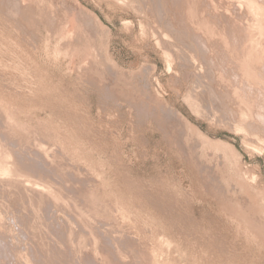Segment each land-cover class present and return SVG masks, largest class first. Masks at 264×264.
Instances as JSON below:
<instances>
[{"label": "rangeland", "instance_id": "1", "mask_svg": "<svg viewBox=\"0 0 264 264\" xmlns=\"http://www.w3.org/2000/svg\"><path fill=\"white\" fill-rule=\"evenodd\" d=\"M261 10L0 0V264H264Z\"/></svg>", "mask_w": 264, "mask_h": 264}, {"label": "bare ground", "instance_id": "2", "mask_svg": "<svg viewBox=\"0 0 264 264\" xmlns=\"http://www.w3.org/2000/svg\"><path fill=\"white\" fill-rule=\"evenodd\" d=\"M202 1V0H201ZM214 1V0H213ZM200 2V1H199ZM206 2V1H205ZM216 2V1H215ZM162 3V2H161ZM205 4V3H204ZM219 4V3H218ZM163 5V4H162ZM214 5V4H213ZM217 5V4H216ZM242 5V4H241ZM232 6V5H231ZM201 7V6H200ZM219 7V6H218ZM260 9V8H259ZM151 10H152V8H151ZM161 10V9H160ZM63 11V10H62ZM200 11V10H199ZM209 11V10H208ZM222 11V10H221ZM258 11V10H257ZM261 11H264V10H261ZM58 12V11H57ZM57 12L55 13V14H57ZM152 12V11H151ZM205 12V11H204ZM247 12V11H246ZM258 12H260V11H258ZM59 13V12H58ZM174 13V12H173ZM190 13V12H189ZM201 13V12H200ZM207 13V12H206ZM90 14V13H89ZM186 14V13H185ZM204 14V13H203ZM210 14V13H209ZM208 14V15H209ZM260 14H262V12L260 13ZM264 14V13H263ZM54 15V14H53ZM53 15H52V17H53ZM57 15H59V14H57ZM67 15V14H66ZM243 15V14H242ZM249 15V14H248ZM56 16V15H55ZM55 16H54V18H55ZM247 16V15H246ZM261 16V15H260ZM56 17H58V16H56ZM67 17V16H66ZM72 17V16H71ZM74 17V16H73ZM233 17V16H232ZM193 18V17H192ZM196 18H197V16H196ZM218 18V17H217ZM51 19V18H50ZM202 19V18H201ZM53 20V19H52ZM57 20V19H56ZM206 20V19H205ZM257 20V19H256ZM264 20V19H263ZM262 20V21H263ZM54 21V20H53ZM203 21V20H202ZM198 23V22H197ZM251 23V22H250ZM24 24V23H23ZM84 24V23H83ZM95 24V23H94ZM203 24H204V22H203ZM207 24V23H206ZM199 24H197V26H198ZM201 25V24H200ZM199 25V26H200ZM215 25H217V24H215ZM222 25H223V23H222ZM255 25V24H254ZM24 26V25H23ZM206 26V25H205ZM201 27V26H200ZM208 27V26H207ZM206 27V28H207ZM210 27H212V26H210ZM250 27V26H249ZM35 28V27H34ZM201 29H203V28H201ZM186 30V29H185ZM210 30H211V28H210ZM209 30V27H208V31H210ZM215 30V29H214ZM198 31V30H197ZM206 31V30H205ZM250 31V30H249ZM192 32V31H191ZM213 32V31H212ZM251 32V31H250ZM210 34V33H209ZM205 35V34H204ZM212 35H214V34H212ZM255 35V34H254ZM195 36V35H194ZM215 36V35H214ZM213 36V37H214ZM222 36V35H221ZM226 36V35H225ZM232 36V35H231ZM260 36V35H259ZM218 37V36H217ZM264 37V36H263ZM212 39H214V38H212ZM73 40V39H72ZM203 39H201V41H202ZM165 41V40H164ZM215 41V40H214ZM264 41V40H263ZM172 42V41H171ZM199 42V41H198ZM202 42H204V41H202ZM196 43V42H195ZM205 43V42H204ZM245 43V42H244ZM264 43V42H263ZM165 44V43H164ZM186 44V43H185ZM203 44V43H202ZM220 44V43H219ZM176 45V44H175ZM170 46V45H169ZM173 46V45H172ZM215 46V45H214ZM220 46V45H219ZM244 46V45H243ZM255 46V45H254ZM208 47V46H207ZM206 47V48H207ZM247 47V46H246ZM252 47V46H251ZM196 48V47H195ZM229 47H227V49H228ZM216 49V48H215ZM260 49V48H259ZM238 51V50H237ZM236 51V52H237ZM216 52V51H215ZM234 52V51H233ZM182 53V52H181ZM205 53V52H204ZM174 55H175V53H174ZM221 56V55H220ZM239 56V55H238ZM213 57V56H212ZM229 60V59H228ZM238 60V59H237ZM244 60V59H243ZM239 61V60H238ZM242 61V60H241ZM229 62V61H228ZM223 64V63H222ZM230 65H232V64H230ZM245 65V64H244ZM248 65V64H247ZM264 65V64H263ZM242 66V65H241ZM247 67V66H246ZM223 69V68H222ZM241 69V68H240ZM237 70V69H236ZM259 70V69H258ZM7 71V70H6ZM9 71V70H8ZM11 72V71H10ZM242 72V71H241ZM261 72V71H260ZM9 73V72H8ZM240 73V72H239ZM96 76H98V75H96ZM229 76V75H228ZM231 76V75H230ZM224 77V76H223ZM239 77V76H238ZM243 77V76H242ZM104 78V77H103ZM225 78V77H224ZM252 79V78H251ZM261 80V79H260ZM260 80H258V81H260ZM174 82V81H173ZM187 83V82H186ZM201 84V83H200ZM226 84V83H225ZM231 84V83H230ZM238 85V84H237ZM244 85V84H243ZM254 85V84H253ZM261 85V84H260ZM248 86V85H247ZM251 86V85H250ZM196 87V86H195ZM194 87V88H195ZM200 87V86H199ZM259 87V86H258ZM262 88V87H261ZM205 89V88H204ZM230 89H232V88H230ZM190 90V89H189ZM246 93V92H245ZM189 94V93H188ZM240 95V94H239ZM243 95V94H242ZM217 96V95H216ZM195 97V96H194ZM242 97V96H241ZM260 97V96H259ZM194 98H192V100H193ZM255 99V98H254ZM189 100V99H188ZM213 100V99H212ZM256 100V99H255ZM254 100V101H255ZM263 101V100H262ZM253 103V102H252ZM198 104V103H197ZM211 104V103H210ZM214 106H216V104H214ZM240 106H241V104H240ZM197 107V106H196ZM208 106H206V108H207ZM210 107V106H209ZM223 108V107H222ZM257 108V107H256ZM259 108V107H258ZM201 109V108H200ZM231 109V108H230ZM245 109V108H244ZM263 109V108H262ZM206 112V111H205ZM212 112V111H211ZM215 112V111H214ZM234 112V111H233ZM239 112H241V111H239ZM173 112L171 111V113L170 114H172ZM175 113V112H174ZM173 113V115H175V116H177L176 114H174ZM229 113V112H228ZM242 113V112H241ZM248 113V112H247ZM259 113V112H258ZM178 114V113H177ZM217 114V113H216ZM234 114V113H233ZM239 113H237V115H238ZM244 114V113H243ZM179 115V114H178ZM212 115H214V114H212ZM241 115V114H240ZM172 116V115H171ZM180 116V115H179ZM181 117V116H180ZM211 117V116H210ZM251 117V116H250ZM253 117V116H252ZM240 118V117H239ZM241 119V118H240ZM230 120V119H229ZM238 120V119H237ZM234 121V120H233ZM250 121H252L251 119H250ZM235 122V121H234ZM249 122V121H248ZM185 123V122H184ZM230 123V122H229ZM232 123V122H231ZM239 124H241V123H239ZM243 124V123H242ZM246 124H247V122H246ZM251 124V123H250ZM254 124V123H253ZM255 125V124H254ZM263 125V124H262ZM261 125V126H262ZM186 126V125H185ZM249 126V125H248ZM246 127V126H245ZM243 128V127H242ZM255 128V127H254ZM261 130V129H260ZM252 131V130H251ZM258 131V130H257ZM253 132V131H252ZM254 132H255V130H254ZM261 132V131H260ZM11 135V134H10ZM258 135V134H257ZM254 136V135H253ZM186 138V137H185ZM259 138V137H258ZM100 139V138H99ZM173 139V138H172ZM262 139V138H261ZM10 140V139H9ZM17 141V140H16ZM261 142V141H260ZM18 143V142H17ZM38 143V142H37ZM178 143V142H177ZM194 145V144H193ZM17 146V145H16ZM38 146V145H37ZM195 146V145H194ZM203 146V145H202ZM12 147V146H11ZM40 153H41V151H40ZM43 153V152H42ZM38 155V154H37ZM44 156V155H43ZM37 159V158H36ZM43 159V158H42ZM36 161V160H35ZM51 164V163H50ZM44 166H45V164H43ZM11 167V166H10ZM30 167V166H29ZM31 168V167H30ZM38 168V167H37ZM48 168V167H47ZM61 168V167H60ZM51 169V168H50ZM54 169V168H53ZM64 169V168H63ZM67 170V169H66ZM72 172V171H71ZM41 174V173H40ZM44 175V174H43ZM47 175V174H46ZM48 176V175H47ZM232 176V175H231ZM63 177H66V176H63ZM236 177V176H235ZM238 177V176H237ZM49 179V178H48ZM239 181V180H238ZM4 182V181H3ZM23 182V181H22ZM30 183V182H29ZM243 183V182H242ZM1 184V183H0ZM218 185H220V184H218ZM13 186V185H12ZM239 187V186H238ZM23 189V188H22ZM33 189V188H32ZM15 190V189H14ZM20 190V189H19ZM41 190V189H40ZM40 193V192H39ZM90 193V192H89ZM44 194V193H43ZM47 194V193H46ZM57 194V193H56ZM88 194V193H87ZM37 195H38V193H37ZM67 195H69V194H67ZM49 196V195H48ZM88 196H90V195H88ZM241 197V196H240ZM50 198V197H49ZM89 198V197H88ZM44 199V198H43ZM46 199V198H45ZM90 199H91V196H90ZM80 200V199H79ZM49 201V200H48ZM243 201V200H242ZM79 202V201H78ZM25 204V203H24ZM82 204V203H81ZM37 205V204H36ZM41 208V207H40ZM36 209H37V207H36ZM83 210V209H82ZM81 210V211H82ZM85 211V210H84ZM90 211V210H89ZM76 213V212H75ZM79 213V212H78ZM88 213V212H87ZM56 214V213H55ZM258 215V214H257ZM55 216V215H54ZM81 216V215H80ZM56 217V216H55ZM62 217V216H61ZM73 217V216H72ZM63 218V217H62ZM77 218V217H76ZM75 218V219H76ZM78 219V218H77ZM70 221V220H69ZM75 223V222H74ZM105 225V224H104ZM31 230V229H30ZM101 233V232H100ZM103 233V232H102ZM25 234V233H24ZM32 234V233H31ZM46 238V237H45ZM125 238V237H124ZM102 239V238H101ZM113 239V238H112ZM118 239V238H117ZM121 239V238H120ZM23 240V239H22ZM119 240V239H118ZM123 240V239H122ZM38 242V241H37ZM112 242V241H111ZM121 242V241H120ZM129 242V241H128ZM123 244H125V242H123ZM141 244V243H140ZM129 246H130V244H129ZM116 247V246H115ZM134 247H135V245H134ZM9 249V248H8ZM14 250V249H13ZM32 251V250H31ZM30 251V252H31ZM114 252V251H113ZM136 252H138L137 251V249H136ZM150 253V252H149ZM119 254V253H118ZM132 254V253H131ZM139 254V253H138ZM145 254V253H144ZM143 254V255H144ZM15 255V254H14ZM112 255V254H111ZM141 255V254H140ZM33 256V255H32ZM41 256V255H40ZM131 256V255H130ZM135 257V256H134ZM35 258V257H34ZM22 259V258H21ZM47 260V259H46ZM121 260H122V258H121ZM150 260V259H149ZM20 261V260H19ZM18 261V262H19ZM24 261V260H23ZM136 261V260H135ZM3 262V261H2ZM48 262V261H47ZM50 262V261H49ZM48 262V263H49ZM94 263V262H93ZM126 263H127V261H126ZM126 263H124V264H126ZM133 263V262H132ZM41 264V263H40ZM146 264V263H145Z\"/></svg>", "mask_w": 264, "mask_h": 264}]
</instances>
